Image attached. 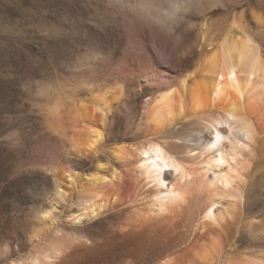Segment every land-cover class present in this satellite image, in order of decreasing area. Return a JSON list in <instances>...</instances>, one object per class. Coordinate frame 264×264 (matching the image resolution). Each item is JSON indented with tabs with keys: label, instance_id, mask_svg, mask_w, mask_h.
I'll return each instance as SVG.
<instances>
[{
	"label": "rangeland",
	"instance_id": "obj_1",
	"mask_svg": "<svg viewBox=\"0 0 264 264\" xmlns=\"http://www.w3.org/2000/svg\"><path fill=\"white\" fill-rule=\"evenodd\" d=\"M232 18L264 53V0H0V264L30 262L26 231L52 202L55 175L68 169L83 177L96 163L68 154L67 138L48 118L53 104L60 101L64 112L90 88L121 89L96 155L119 173L123 168L109 152L140 140L153 97L172 87L180 91L182 77ZM256 163L247 210L254 213L249 221L262 225L264 158ZM115 179L108 175V185ZM114 198L99 216L81 222L73 220L79 213L74 204L56 203V220L40 239L62 233L79 238L40 264H118L117 221L123 217L116 215ZM249 227L238 234L244 242L239 249H264V231ZM101 232L112 237L108 247L97 245Z\"/></svg>",
	"mask_w": 264,
	"mask_h": 264
},
{
	"label": "bare ground",
	"instance_id": "obj_2",
	"mask_svg": "<svg viewBox=\"0 0 264 264\" xmlns=\"http://www.w3.org/2000/svg\"><path fill=\"white\" fill-rule=\"evenodd\" d=\"M228 25L214 44L208 41L211 49L182 77L180 91L166 88L153 97L140 140L109 152L119 173L96 155L121 89L90 88L64 112L60 101L53 104L48 118L67 138L68 154L96 163L83 177L68 169L55 175L52 202L26 231L32 243L25 264L46 263L78 240L74 233L40 239L54 224L55 205L74 204V222L89 221L125 189L113 199L123 217L118 264H264V249L242 251L238 236L248 223L264 231L247 210L256 162L264 158V53L242 22L232 18ZM108 175L120 179L109 186ZM96 239L107 245L112 237L101 232Z\"/></svg>",
	"mask_w": 264,
	"mask_h": 264
},
{
	"label": "clouds",
	"instance_id": "obj_3",
	"mask_svg": "<svg viewBox=\"0 0 264 264\" xmlns=\"http://www.w3.org/2000/svg\"><path fill=\"white\" fill-rule=\"evenodd\" d=\"M174 7L176 8V11L179 12L180 11V6L179 5H174ZM162 28H165L167 26H161Z\"/></svg>",
	"mask_w": 264,
	"mask_h": 264
},
{
	"label": "snow or ice",
	"instance_id": "obj_4",
	"mask_svg": "<svg viewBox=\"0 0 264 264\" xmlns=\"http://www.w3.org/2000/svg\"><path fill=\"white\" fill-rule=\"evenodd\" d=\"M157 151H159V150H157Z\"/></svg>",
	"mask_w": 264,
	"mask_h": 264
}]
</instances>
